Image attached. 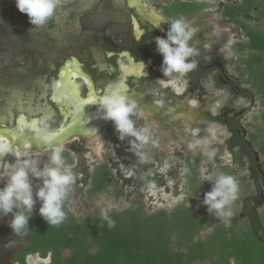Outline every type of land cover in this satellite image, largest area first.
<instances>
[{"label": "flooded vegetation", "instance_id": "af4514ba", "mask_svg": "<svg viewBox=\"0 0 264 264\" xmlns=\"http://www.w3.org/2000/svg\"><path fill=\"white\" fill-rule=\"evenodd\" d=\"M241 2L243 0L220 4L218 9L221 20L231 23L241 36V41L228 43L221 35L215 37L217 41L212 40L204 27L194 26L195 18L211 8L207 1L157 0L150 5L143 0L135 4L130 0H61L56 14L37 29L29 23L27 15L18 11L16 0H0V133L34 135L46 152L43 155L46 161L47 156L51 155V148H62L57 143H49V138L60 135L72 123L74 106L66 107L64 98L59 102L54 99L55 94L63 93L65 86L60 79L67 67H71L69 74L78 87V98L82 101L94 98L89 113L97 116L103 115L99 111V97L118 92L121 86L131 100L132 94L137 93V97L144 98L145 103L157 107L150 101L152 97H157L153 93L172 94L173 88L168 85L164 87L163 83L179 79L180 84L185 86V98L177 95V101L171 98L163 108L157 107L164 111L170 104H188L189 95L212 76L213 88L226 90L233 100L240 102L237 107L221 103L220 113L213 115L209 112L207 119L225 126L230 134L226 143L228 150L237 148L248 160L250 174L256 180V191L254 196L244 200L238 218H251V212L264 205V170L257 153L247 141L248 133L243 126L244 117L253 107L256 96L250 90L247 71L241 61L242 57L254 53V50L243 47L248 39L232 19L223 17L221 13L227 5ZM178 3L207 4L208 8L193 16L176 14L172 9ZM256 11L254 8L251 14H240L237 19L259 28L261 20L256 16ZM161 16L169 21L183 17L194 29L190 46L199 55L191 59L197 62V67L184 76L176 74L175 78L164 77L161 72L162 57L156 51L154 37L166 38L169 27L167 23L161 24ZM158 25L161 26L157 28ZM221 48L230 51L236 60L237 71L242 68L245 72V80L228 70V58L219 50ZM73 67L80 72L77 78L73 76ZM131 69H136L139 74L129 72ZM136 111L137 107L135 114ZM105 128L109 134L115 131L111 121L105 123L102 129ZM78 137L68 148H62V157L67 162L72 161L68 150L73 144L82 143ZM12 146L19 148L14 144ZM243 148L249 156L242 152ZM12 158L4 157L0 159V164H17L16 158ZM256 201L262 202L255 205ZM7 217L11 220V214ZM7 233L8 227L5 229L0 225V243L1 237ZM14 234L18 237L24 234L29 236L25 231ZM258 236L264 242V231L260 230ZM29 243L11 257L0 256V259H8L2 264H29V258L34 257L47 259L50 264V254L41 258L38 254L26 253Z\"/></svg>", "mask_w": 264, "mask_h": 264}, {"label": "trees", "instance_id": "16d2710c", "mask_svg": "<svg viewBox=\"0 0 264 264\" xmlns=\"http://www.w3.org/2000/svg\"><path fill=\"white\" fill-rule=\"evenodd\" d=\"M205 8L207 4L178 3L172 12L193 16ZM254 8L261 20L259 28L237 19L240 14H251ZM221 13L232 19L248 39L243 47L254 50L242 57L241 62L247 71L251 92L259 97L264 107V0L229 4ZM261 119L264 121V112ZM242 152L249 156L245 148ZM198 166L195 156L184 158L183 175L189 191L186 201L193 200L204 189V184L198 180ZM109 174L105 163L93 168L88 197L102 192L112 183ZM69 197L68 194L63 204L66 218L58 226H49L38 212H32L29 227L21 230L30 236L26 253L38 254L41 258L50 254V264H193L204 261L264 264V242L258 236L260 230L264 231V215L257 211L251 212V218L234 221L229 217L228 227L226 222L214 217L212 232L201 238L210 214L202 209L195 210L186 202L170 212L148 213L142 199H135L129 208L120 212L78 220L66 208ZM110 222H114V227L109 226Z\"/></svg>", "mask_w": 264, "mask_h": 264}, {"label": "rangeland", "instance_id": "374dc122", "mask_svg": "<svg viewBox=\"0 0 264 264\" xmlns=\"http://www.w3.org/2000/svg\"><path fill=\"white\" fill-rule=\"evenodd\" d=\"M143 1L153 5L157 0ZM196 1H207L211 5V8L195 18L194 26L196 28L202 26L207 30V33L211 31L212 33L221 34V36L225 35L229 39L227 40L228 43L241 41L239 31L231 23L223 22L218 13L220 4L237 3L240 0ZM212 40L217 41L216 38ZM219 50L225 53L228 58V70L238 74L245 80V72L242 68L237 71L236 60L230 55V51L225 48ZM213 84V78L209 76L203 85L196 88L194 93L189 95V106L193 109L198 108L202 96L208 99H216L220 102V105L223 103L228 107H237L240 104V102L233 100L226 90L220 91L213 88ZM167 85L173 88L174 92L172 94L164 93L163 95L162 93V95H157L153 93L157 97L150 99L159 108H163L164 104L169 102L171 98L176 100L177 95L185 96V86L183 83L180 84L179 79L170 83H163L164 87ZM244 86L247 87L246 83ZM202 88L206 90L205 96L202 93ZM140 101L145 102L144 98H141ZM209 111L213 115L220 113V109L215 106ZM263 112L264 107L260 105L259 97L256 96L253 107L244 117L243 126L248 133L247 141L251 143L253 150L257 153V158L264 170V121L261 119ZM131 119L134 121V115ZM134 125L140 130L135 121ZM190 137H192V140L189 143L160 147L153 151L149 141L143 145L132 137H125L121 141L118 139V133L114 131L109 134L105 128L95 135L94 144L88 143V141L78 145L73 144L72 148L68 150L72 161L67 162L66 158L63 157L64 164L69 166L75 175V183L68 189L70 197L66 206L67 210L78 220L85 219L88 216L104 217L111 211L120 212L129 208L131 201L135 199H142L148 213H154L157 210L170 212L177 205L185 202L187 206H193L195 210L202 209L208 213L207 207L204 205V194L211 191L212 183L223 174L232 175L238 182V197L231 205V219L235 221L242 211L244 200L247 197L254 196L256 191V180L250 174L247 158L241 155L237 148H234L233 151L228 150L226 143L230 134L225 126L219 123H212V126L208 128L194 127L189 135L185 134V138ZM133 144L137 147H133ZM221 147L224 154H220ZM188 155L195 156L199 160L198 180L204 184V189L190 201H186L189 191L187 181L183 175L184 158ZM224 155L227 157L225 160L222 159ZM48 158L49 156L46 159ZM35 160L41 167L48 162L45 159L43 161L41 159ZM103 163L110 169L108 179L112 183L102 192L88 197L90 174L96 165ZM14 165L16 164L12 162L10 164H0V172L10 169ZM30 179L35 194V191L41 185V181L32 177ZM3 183L4 177L0 176V187H3ZM119 193L120 195L117 196ZM39 207L40 202L37 200L33 212H38ZM257 212L264 215V205L258 208ZM213 218L214 216L210 215L206 223V229L200 234L201 238H205L207 234L212 232L215 225ZM225 226L228 227L229 223L226 222ZM193 264L210 263L204 261Z\"/></svg>", "mask_w": 264, "mask_h": 264}, {"label": "clouds", "instance_id": "9594fccd", "mask_svg": "<svg viewBox=\"0 0 264 264\" xmlns=\"http://www.w3.org/2000/svg\"><path fill=\"white\" fill-rule=\"evenodd\" d=\"M60 2L61 0H16V7L21 14L27 15L33 28L39 29L56 14ZM160 20L161 24L169 25L166 38L154 37L156 51L162 57L161 72L164 77H172L174 74L184 76L197 67V62L191 59L194 55H199L190 46L194 29L183 17L169 21L161 16ZM98 105L99 111L103 113L102 119L112 122L119 140L132 137L141 145L148 143V130H138L131 119L137 105L130 97L114 92L100 96ZM220 106L217 101L215 107ZM132 146L137 147L135 144ZM31 147V144L25 143L22 149L14 148L0 140V159L12 155L18 162L10 169L0 172V176L4 177L3 187H0V218L11 214L9 227L13 233L29 227L37 200L40 202L38 214L49 226L63 223L66 218L63 204L69 187L75 183L74 173L64 164L62 148H51L47 164L41 167L32 158ZM30 177L41 181L35 194ZM212 184L211 191L204 194V205L210 215L227 222L232 216L231 205L238 197V182L232 175L222 174ZM109 226L114 227V222H110Z\"/></svg>", "mask_w": 264, "mask_h": 264}, {"label": "bare ground", "instance_id": "6f19581e", "mask_svg": "<svg viewBox=\"0 0 264 264\" xmlns=\"http://www.w3.org/2000/svg\"><path fill=\"white\" fill-rule=\"evenodd\" d=\"M132 4L138 2V0H130ZM153 19V18H151ZM217 34L215 32L208 31L210 38H215ZM224 39L229 40L227 36H222ZM71 68V67H69ZM68 67L61 74L60 83L64 84V90L61 94H55L54 99L60 101L61 98L65 99V106H74L72 112V123L60 133V135L51 136L49 143L55 144L62 148H68L72 141L77 139L79 135L82 142L88 141L95 142V135L98 130H101L107 121L102 119V116H97L89 113V110L94 101L93 97H90L86 101H82L78 98V87L69 74L70 69ZM73 76L75 78L80 76V72L76 67L72 68ZM129 72L139 74L136 69H131ZM176 74L171 78H175ZM118 92L124 94V87L121 86ZM202 93L205 96L206 90L202 88ZM203 97V96H202ZM200 98V105L198 108L193 109L187 103L182 104H170L166 110H161L151 103L141 102L137 97V93L132 94V99L137 104V111L134 115L136 125L140 129H147L149 135L150 147L154 149L160 147H171L176 145H182L189 143L192 137L185 138V134L189 135L194 127L208 128L212 126V122L207 119V115L215 104L216 99ZM211 98V97H210ZM214 100V101H213ZM188 137V136H187ZM0 139H5L10 145L14 144L23 148L25 143L31 144L32 158L40 157L43 159V155L46 153L43 146L39 145L34 135L26 134L23 136H17V134L0 133ZM37 147V148H35ZM40 147V149H39ZM220 154H224L222 147L220 148ZM227 157H222L225 160ZM13 159L12 155H9V160ZM29 264H48L47 259H40L38 257L29 258Z\"/></svg>", "mask_w": 264, "mask_h": 264}, {"label": "water", "instance_id": "95a60500", "mask_svg": "<svg viewBox=\"0 0 264 264\" xmlns=\"http://www.w3.org/2000/svg\"><path fill=\"white\" fill-rule=\"evenodd\" d=\"M262 201H256L255 205L261 204ZM10 219L6 216L0 218V225H3L5 229L8 227V233L1 237L0 243V256L11 257L13 253L21 250L25 245L29 243V236L24 234L21 237L16 236L11 229H9ZM11 230V231H10ZM8 259H0V264L6 262Z\"/></svg>", "mask_w": 264, "mask_h": 264}]
</instances>
